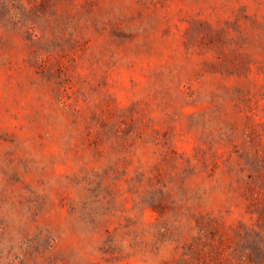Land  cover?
Segmentation results:
<instances>
[{
    "label": "rangeland",
    "instance_id": "1",
    "mask_svg": "<svg viewBox=\"0 0 264 264\" xmlns=\"http://www.w3.org/2000/svg\"><path fill=\"white\" fill-rule=\"evenodd\" d=\"M0 264H264V0H0Z\"/></svg>",
    "mask_w": 264,
    "mask_h": 264
}]
</instances>
